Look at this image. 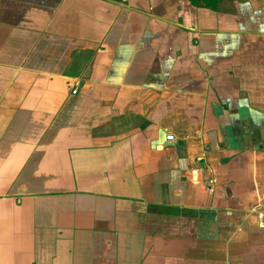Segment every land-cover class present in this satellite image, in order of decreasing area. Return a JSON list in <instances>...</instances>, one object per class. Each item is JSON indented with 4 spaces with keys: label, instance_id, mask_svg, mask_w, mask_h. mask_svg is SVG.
<instances>
[{
    "label": "crops",
    "instance_id": "obj_1",
    "mask_svg": "<svg viewBox=\"0 0 264 264\" xmlns=\"http://www.w3.org/2000/svg\"><path fill=\"white\" fill-rule=\"evenodd\" d=\"M0 264H264V0H0Z\"/></svg>",
    "mask_w": 264,
    "mask_h": 264
},
{
    "label": "built area",
    "instance_id": "obj_2",
    "mask_svg": "<svg viewBox=\"0 0 264 264\" xmlns=\"http://www.w3.org/2000/svg\"><path fill=\"white\" fill-rule=\"evenodd\" d=\"M72 93L74 94V93H75V91H72ZM165 139H166V140H171V139H172V137H171L170 135H168V136H165Z\"/></svg>",
    "mask_w": 264,
    "mask_h": 264
}]
</instances>
